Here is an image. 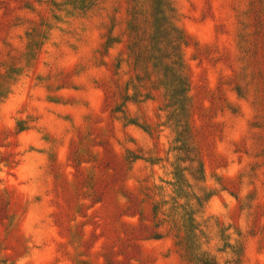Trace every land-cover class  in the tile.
<instances>
[{
	"label": "rangeland",
	"instance_id": "374dc122",
	"mask_svg": "<svg viewBox=\"0 0 264 264\" xmlns=\"http://www.w3.org/2000/svg\"><path fill=\"white\" fill-rule=\"evenodd\" d=\"M0 264H264V0H0Z\"/></svg>",
	"mask_w": 264,
	"mask_h": 264
}]
</instances>
